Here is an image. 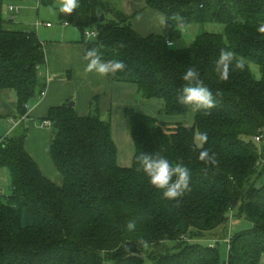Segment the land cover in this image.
Here are the masks:
<instances>
[{
    "label": "trees",
    "instance_id": "trees-1",
    "mask_svg": "<svg viewBox=\"0 0 264 264\" xmlns=\"http://www.w3.org/2000/svg\"><path fill=\"white\" fill-rule=\"evenodd\" d=\"M18 1L0 0V92L16 93L18 116L25 118L41 88L46 54L36 32L4 18V7ZM57 2L39 0L43 6ZM146 7L183 21L181 27L170 20L166 29L176 42L198 24L221 25L223 31L204 32L186 48H169L165 35L140 36L110 0H79L72 14L59 13L62 23L83 36L95 30L98 36L86 41V51L96 48L104 60L123 61L125 70L110 79L134 85L146 100H162V114L183 116L190 110L176 100L189 67L213 92L216 108L211 115L195 111L194 126L186 127L126 107L135 147L130 168L118 165L110 121L96 111L80 116L69 103L51 108L42 121L51 123L49 153L61 186L46 178L27 152L26 128L3 139L0 169L9 170L12 193L0 196V264H222L224 240L227 264H263L264 151L258 144L264 141V33L257 29L264 26V0H146ZM221 49L245 64L236 70L234 60L227 81L214 71ZM202 133L207 143L198 146ZM202 147L218 160L207 173L198 159ZM142 152H159L190 169L191 191L178 205L139 170L136 157ZM233 220L249 227L230 234Z\"/></svg>",
    "mask_w": 264,
    "mask_h": 264
},
{
    "label": "crops",
    "instance_id": "crops-1",
    "mask_svg": "<svg viewBox=\"0 0 264 264\" xmlns=\"http://www.w3.org/2000/svg\"><path fill=\"white\" fill-rule=\"evenodd\" d=\"M21 1L28 2V0ZM18 2L12 3L10 6L19 7ZM120 9L129 18L131 26L140 36L165 35L166 29L162 33V29L156 21L157 15L161 13L148 9L146 0H122ZM19 13L20 10L17 14L9 11L8 15H4V18L23 29L36 32L44 45L46 54V64L41 69L44 78L41 81L40 91L28 104V114L25 118L18 116L16 93L10 90L0 92V142L11 137L20 127L24 126L28 131L25 141L27 152L46 178L57 185H62L63 180L57 175L58 171L49 153L53 135L49 131V127L42 125V119L47 116L51 108L73 102L74 108L80 116H88L96 111L102 120L108 119L112 124V109L117 99L122 95L123 88L130 84L114 83L110 76L101 77L95 72H85L87 64L84 59L86 41L92 39H87L75 27L61 22V27L55 29L52 24L51 27H46L45 25L50 23L43 22L41 28H45L44 30L47 32L42 33L38 30L40 28L33 29V26H27L23 22L18 23ZM43 91H46L45 97H41ZM120 103H125L124 98ZM123 105V110L129 107L127 104ZM118 165L123 168L132 167L128 159L121 160L119 157ZM11 182L9 170L0 169L1 196L7 193L5 187L8 184L11 186V195ZM246 226L249 227L248 224ZM238 228L243 229L245 225L241 223ZM262 263L264 264V258Z\"/></svg>",
    "mask_w": 264,
    "mask_h": 264
},
{
    "label": "clouds",
    "instance_id": "clouds-1",
    "mask_svg": "<svg viewBox=\"0 0 264 264\" xmlns=\"http://www.w3.org/2000/svg\"><path fill=\"white\" fill-rule=\"evenodd\" d=\"M79 6V0H63L60 5V12L67 15L72 14ZM170 20H176L183 27V21L179 17H167L159 14L156 21L162 33L165 29L172 27ZM258 32L264 33V26L259 27ZM165 43L169 48L176 46V41L170 40L168 36H164ZM123 47V44L119 45ZM84 59L87 61L85 72H95L101 77L114 76L118 72H122L126 68V64L117 59L104 60L99 54L98 49L92 48L86 51ZM236 70L242 71L245 64L242 60L235 59V53L231 50L221 49L218 59L215 61L214 71L217 73L221 81H227L233 70V61ZM184 82V86L177 93L176 100L182 105L188 106L190 110L200 112L205 115H211V111L216 108L217 101L213 92L200 79V73L195 67H189L180 77ZM219 95V93H217ZM207 133L200 135L201 145L207 143ZM198 159L205 165L203 171L207 173L211 168L218 165V160L214 152H209L206 148H201ZM142 170L148 177L150 184L160 190L167 200L176 201L177 205L181 198L191 191L190 180L191 172L182 162L172 163L168 158L159 152L145 154L141 153L136 157ZM126 228L131 231L135 229V221L130 220L126 223ZM146 246V245H145Z\"/></svg>",
    "mask_w": 264,
    "mask_h": 264
},
{
    "label": "rangeland",
    "instance_id": "rangeland-1",
    "mask_svg": "<svg viewBox=\"0 0 264 264\" xmlns=\"http://www.w3.org/2000/svg\"><path fill=\"white\" fill-rule=\"evenodd\" d=\"M24 1V0H23ZM27 1V0H26ZM116 7L120 8L122 0H110ZM63 0H59L53 6H43L40 5L39 0H28L27 3H23L21 0L17 3L20 7V13L18 15V23L23 22L33 26V29H38L42 33H46L47 31L44 30L45 28H41L42 23H50L52 24L55 29L61 27L60 21V5L62 4ZM27 4V5H26ZM10 4L4 7V14L8 15ZM40 23L39 27L36 24ZM223 31V27L217 24H198L190 27L186 30L183 34V39L176 42V46L174 48H186L192 44L194 39L203 34L204 32H213V33H221ZM42 40V39H41ZM253 74L259 78L260 73L259 69L256 66H252ZM135 86L127 85L126 88H123L122 95L117 99L113 109H112V129H113V138L118 148V157L119 159H128L130 162V166H132L134 154H135V147L132 140V137L129 135V130L127 126V122L125 121L123 104H127V106L134 108L138 112L153 117L157 119L160 123H165L168 125H178L181 124L186 127H193L195 121V111L189 110L186 115L183 116H166L161 113L164 108V102L162 100H146L144 99L141 94L134 88ZM124 98L125 103L119 102ZM71 103V102H70ZM109 121L108 119H105ZM24 127V126H23ZM22 129V127H20ZM19 128V129H20ZM49 131L53 135L52 128H49ZM196 143L198 146H201L200 137L197 134L196 136ZM260 150L264 151V141L258 144ZM58 176L61 177L59 172H57ZM62 179V177H61ZM63 180V179H62ZM62 184V183H61ZM61 186V185H59ZM7 193L4 196L10 195L11 186L8 184L5 187ZM5 200V199H4ZM243 223L245 228H248L246 225L248 222L246 221H235L231 222V227L229 229L230 234H234L239 228V224ZM236 227V229H235ZM241 229V228H240ZM203 244H208L209 242H202ZM220 251H221V262L222 264L228 263V248L226 240L221 241L220 244Z\"/></svg>",
    "mask_w": 264,
    "mask_h": 264
},
{
    "label": "built area",
    "instance_id": "built-area-1",
    "mask_svg": "<svg viewBox=\"0 0 264 264\" xmlns=\"http://www.w3.org/2000/svg\"><path fill=\"white\" fill-rule=\"evenodd\" d=\"M19 10H20V8L19 7H17V6H10L9 7V11L11 12V13H13V14H17L18 12H19ZM41 24L40 23H38V24H36V26L37 27H39ZM43 25V24H42ZM46 27H51L52 25L51 24H46L45 25ZM85 37L87 38V39H95V38H97V36H98V34H97V32L96 31H91V30H88V31H86L85 32ZM46 96V91H43L42 93H41V97H45ZM42 125L44 126V127H51V123L49 122V121H45V122H43L42 123ZM257 141H260V139L258 138L257 139ZM2 195V192H1V190H0V196Z\"/></svg>",
    "mask_w": 264,
    "mask_h": 264
},
{
    "label": "water",
    "instance_id": "water-1",
    "mask_svg": "<svg viewBox=\"0 0 264 264\" xmlns=\"http://www.w3.org/2000/svg\"><path fill=\"white\" fill-rule=\"evenodd\" d=\"M104 21H105V17H104V15H102L101 18H100V22L103 23ZM39 77H40L41 79L44 78V74L41 73V74L39 75ZM68 106L71 107V108H73V107H74V103L71 102V103L68 104ZM218 246H219V244H218Z\"/></svg>",
    "mask_w": 264,
    "mask_h": 264
}]
</instances>
